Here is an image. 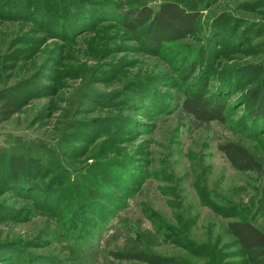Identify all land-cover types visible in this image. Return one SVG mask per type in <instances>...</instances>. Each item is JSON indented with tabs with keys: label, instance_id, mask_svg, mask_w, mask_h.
<instances>
[{
	"label": "rangeland",
	"instance_id": "1",
	"mask_svg": "<svg viewBox=\"0 0 264 264\" xmlns=\"http://www.w3.org/2000/svg\"><path fill=\"white\" fill-rule=\"evenodd\" d=\"M165 2L197 22L134 19ZM6 98L0 264H257L229 223L264 233V0H0Z\"/></svg>",
	"mask_w": 264,
	"mask_h": 264
},
{
	"label": "trees",
	"instance_id": "2",
	"mask_svg": "<svg viewBox=\"0 0 264 264\" xmlns=\"http://www.w3.org/2000/svg\"><path fill=\"white\" fill-rule=\"evenodd\" d=\"M133 15L134 19L140 22L144 19H150L152 24L156 26L157 33L163 38L169 34H178L185 29H191L198 20L197 12H188L175 2L162 3L155 11L147 7L137 9ZM14 97L16 98V96ZM183 108L188 114L200 121H211L218 118L214 109L203 99L197 100L186 97L183 100ZM16 111L17 102L15 99L6 98L1 103L0 115L3 120H8ZM223 152L237 170L260 171L263 167L244 148L233 143L225 144ZM229 228L247 257L254 263L264 264V233L248 221H232L229 223ZM126 256L129 258L138 257L136 254H126Z\"/></svg>",
	"mask_w": 264,
	"mask_h": 264
}]
</instances>
